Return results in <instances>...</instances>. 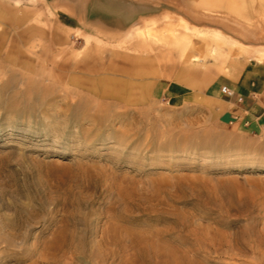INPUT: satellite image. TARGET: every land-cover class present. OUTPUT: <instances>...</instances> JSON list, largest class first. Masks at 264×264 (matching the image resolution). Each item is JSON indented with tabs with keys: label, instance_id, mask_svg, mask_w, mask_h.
Returning <instances> with one entry per match:
<instances>
[{
	"label": "rangeland",
	"instance_id": "374dc122",
	"mask_svg": "<svg viewBox=\"0 0 264 264\" xmlns=\"http://www.w3.org/2000/svg\"><path fill=\"white\" fill-rule=\"evenodd\" d=\"M104 1L0 0V264H264L262 142L243 156L181 96L264 75V0H112L135 12L122 30ZM101 51L151 59L142 101L75 118L43 60Z\"/></svg>",
	"mask_w": 264,
	"mask_h": 264
},
{
	"label": "bare ground",
	"instance_id": "6f19581e",
	"mask_svg": "<svg viewBox=\"0 0 264 264\" xmlns=\"http://www.w3.org/2000/svg\"><path fill=\"white\" fill-rule=\"evenodd\" d=\"M126 6L112 0H105L101 7L94 8L93 17L102 27H107L109 30H122L133 23L135 14L132 8ZM138 30L142 31L140 28ZM142 33L146 34V31ZM194 49L198 51V54L184 53L183 60L203 62L204 55L209 49L207 43L202 42ZM61 59L56 61L54 57H47L43 63L60 70L62 74L55 79L56 82L71 88L77 97L76 101L67 104L70 109H75V112L71 114L73 117L92 115L99 120V117L115 112L112 107L117 104L134 105L142 101L137 96V88L140 87L141 80L149 77V71L142 66V63L147 60L151 62L149 57L101 51L93 54L69 55ZM258 59L262 61L264 55ZM90 110L94 113L89 114ZM149 144H153L155 149H161L164 146L153 140ZM16 225L20 223L7 224L12 227ZM153 245L155 244L150 246Z\"/></svg>",
	"mask_w": 264,
	"mask_h": 264
},
{
	"label": "crops",
	"instance_id": "0c3cea01",
	"mask_svg": "<svg viewBox=\"0 0 264 264\" xmlns=\"http://www.w3.org/2000/svg\"><path fill=\"white\" fill-rule=\"evenodd\" d=\"M222 86H227L234 91L233 96H227L221 91ZM173 88V91H177ZM207 102L208 112L214 117L215 123L222 128H229L221 139L231 140L229 147L240 150L248 157L254 154V144H262L264 153V75L255 77L243 75L232 78L219 75L208 84H200L197 89L190 84L181 87V96L186 97L192 91ZM172 97H178L173 95ZM236 146V147H234ZM240 169H249L248 165Z\"/></svg>",
	"mask_w": 264,
	"mask_h": 264
},
{
	"label": "built area",
	"instance_id": "2783aa9c",
	"mask_svg": "<svg viewBox=\"0 0 264 264\" xmlns=\"http://www.w3.org/2000/svg\"><path fill=\"white\" fill-rule=\"evenodd\" d=\"M221 91H222V93H224L227 96H233L234 95V91L227 86H222Z\"/></svg>",
	"mask_w": 264,
	"mask_h": 264
}]
</instances>
